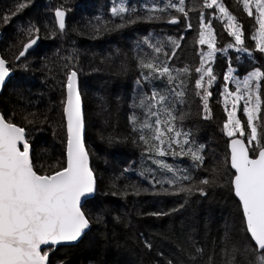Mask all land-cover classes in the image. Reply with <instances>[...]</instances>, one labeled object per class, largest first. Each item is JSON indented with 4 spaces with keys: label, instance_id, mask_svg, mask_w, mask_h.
<instances>
[{
    "label": "snow or ice",
    "instance_id": "obj_1",
    "mask_svg": "<svg viewBox=\"0 0 264 264\" xmlns=\"http://www.w3.org/2000/svg\"><path fill=\"white\" fill-rule=\"evenodd\" d=\"M237 2L242 4L243 11L249 17L254 16L255 25L258 26L252 36L255 51L264 54V0ZM197 5L198 0L191 6L186 4V0H167L162 7L155 3L151 6L144 5L146 15L142 16L127 0H119L111 8V15L121 22L113 24L112 21L101 22L97 18V23L91 26L93 38L141 20H161L163 13H167V22L170 24H180L181 18L190 21L189 12H195ZM25 7V4H19L12 15ZM205 9L212 10L211 18L206 15ZM171 10L179 15H172ZM67 11L70 9H64L63 5L55 9V24L61 33L66 29ZM10 18L5 15L2 20L8 23ZM213 19L223 24L224 30L234 38V44L217 47ZM109 24H113V27L110 28ZM187 27L191 29L193 25L189 22ZM196 31L198 36L195 43L201 46L198 66L192 63H186L183 67L176 66L181 58L178 50L183 51V37H167L166 40H157L155 43L145 37L144 43L152 50V54L137 56L140 77L136 83L139 87L142 81L149 84L160 81L165 87L153 86L150 92H143L139 96L138 103L134 100L133 106L141 110V116L134 112L129 117L132 130L137 134L133 142H142L144 150L150 154L149 158L152 155L160 158L187 156L192 161L188 167L180 168L165 159H153L152 162L161 170L163 177L153 174L148 180L153 188L159 185L160 192L165 195L183 194L184 204H187V198L195 193L206 197L208 188L223 187L226 184L242 210V222L245 224L243 231L250 236H246L243 241H236L225 230L220 239V258L217 260L215 242L211 251H207L204 247L197 246L191 234H185L183 244L178 245L179 255L175 257V264H264V123H256L261 119L260 113L264 105V63L261 67L248 71L242 80L234 75L236 70L231 63L223 73L219 95L227 116L223 131L230 138V151L222 166L208 168L202 154L204 145L196 144L190 130L184 131V121L191 116L194 98H198L202 104L203 118H211L209 99L212 96L210 89L218 79L213 67L217 54L227 56L228 49L235 48L237 53H245L251 58L253 52L243 47L242 25L221 0H203L202 5H199ZM20 32L27 39L26 42H20L18 54H13L12 61L0 57V88L5 86L6 78H10L12 74L13 69L9 64L14 65L15 61L26 58V54L41 38L40 28L32 22L20 29ZM54 36L53 31L52 38ZM203 46H206V50ZM64 59L67 96L66 101L62 100L61 104L66 118V153L62 162L58 161L47 168L43 164L37 166L25 127L13 121L16 113L13 112L6 118L0 112V264H54L50 254L56 246H73L92 230L94 222H104L103 215L86 208L90 202L89 197L94 198L98 191V180L84 142L82 98L77 86L78 71L73 63L78 62V57L70 53ZM19 67L27 66L21 64ZM120 70L121 73L126 72L127 66L122 64ZM194 76L196 78L193 84ZM229 83L235 84L234 90H230ZM238 111H242L246 122L238 117ZM21 118L28 124H36L39 120L38 114L34 112ZM46 119L45 116V121ZM108 140L109 143L113 142L111 137ZM202 171L209 175L201 177ZM117 179L119 177L113 179L109 185L110 190L103 192V195L139 196L141 191H148L135 185H124L120 191L111 190L117 188ZM165 184L168 185L167 188L164 187ZM130 187L131 193L128 190ZM160 192L153 194L159 195ZM183 206L182 204L181 207ZM148 215L166 216L169 213L153 212ZM114 219L120 222L122 217L116 216ZM125 223L127 226L126 221ZM143 243L147 250H154L155 245L150 239L145 238ZM157 254L163 255L162 252ZM59 264H64V261L61 260ZM166 264H174L173 259L168 258Z\"/></svg>",
    "mask_w": 264,
    "mask_h": 264
},
{
    "label": "trees",
    "instance_id": "obj_2",
    "mask_svg": "<svg viewBox=\"0 0 264 264\" xmlns=\"http://www.w3.org/2000/svg\"><path fill=\"white\" fill-rule=\"evenodd\" d=\"M221 1L233 15L248 19L249 24L256 29L255 19L243 11L242 4L237 0ZM166 2L167 0H127L142 16L146 15L144 5L151 6L155 3L162 7ZM21 3L26 7L12 15ZM114 3H119V0H0V52L3 58L12 61L13 54H18L20 50V42H26L27 38L20 29L27 27L29 22L40 28L41 41L38 48L26 58L15 61L14 65L9 64L13 69L12 75L0 91V112L6 118L13 112L16 113L13 121L25 127L37 166L43 164L47 168L48 165H55L65 159L66 118L61 104L62 100L66 101L67 96L64 57L70 53L78 57V62L73 63L78 71L84 99L85 142L98 180V191L94 198L89 199L86 208L103 215L104 222H94L92 230L77 244L56 246L50 259L54 264H59L61 260L64 264H166V260L172 258L175 264V257L179 255L178 245L183 244L185 234H191L197 246L204 247L207 251H211L215 242L216 259L219 260L220 239L225 230L236 241H243L249 236L243 231L242 215L233 192L226 184L223 187L215 186L207 189L206 197L197 192L188 197V203L184 204L183 194L165 195L160 192L159 185L153 188L148 182L153 174L163 178L161 170L152 162L153 159H165L180 168L188 167L192 161L187 156L160 158L152 155L149 158L150 154L144 150L142 142H133L137 134L133 132V125L129 122V117L134 112L141 116V110L133 106L134 100L138 103L139 96L143 92H150L153 86L165 87L160 81L151 84L142 81L139 87L136 83L140 77L137 56L152 54V50L144 43L145 37L152 43L166 40L167 37H183V51L178 50L181 58L176 66L183 67L186 63L198 66L199 45L194 40L186 49L185 44L188 42V33L192 32L187 23L196 26L193 30L195 39L198 36V11L203 0H198L195 12H189L190 21L181 18L182 22L172 27H183L177 33L169 30L167 13H163L161 20H141L93 38L91 26L97 23V18L101 22H121L111 15ZM194 3L196 0H186L189 6ZM62 5L64 9H70L67 11L69 19L63 33L55 24V9ZM204 11L207 13L206 9ZM171 14L179 15L174 10H171ZM5 15L11 17L8 23L2 20ZM113 24L108 26L111 28ZM213 27L218 38L223 30L219 31L215 25ZM219 44L218 42V47ZM221 58L223 54H217L216 62ZM21 64L27 67H19ZM122 64L127 66V71L123 73L120 70ZM195 78L194 76L193 84ZM221 84L222 79L218 75L216 83L210 89L211 118H203L202 104L198 98H194L191 116L183 125L184 131H191L192 139L197 145H204L202 154L208 168L222 166L229 153V139L223 126L213 119L215 114H224L222 97L219 95ZM30 112L38 114L36 124H28L21 118ZM109 137L113 138L112 143H109ZM125 169L128 171H124ZM207 175L208 172L200 173L201 177ZM116 177H119L116 180L117 188L111 190L120 191L124 185H135L148 191H141L139 196L103 195V192L110 190L109 185ZM164 187L167 188L168 185L165 184ZM128 190L131 193V187ZM154 192L160 194L154 195ZM173 209L177 211L173 212ZM153 212H167L169 215H148ZM116 216L122 217V220L117 222L114 219ZM145 238L153 242L154 250L149 251L144 247ZM158 252L163 255H158Z\"/></svg>",
    "mask_w": 264,
    "mask_h": 264
},
{
    "label": "rangeland",
    "instance_id": "obj_3",
    "mask_svg": "<svg viewBox=\"0 0 264 264\" xmlns=\"http://www.w3.org/2000/svg\"><path fill=\"white\" fill-rule=\"evenodd\" d=\"M206 11H207L206 15H208L209 18H211L212 10L206 9ZM253 12L255 14L254 8H253ZM253 18H254V16H253ZM237 22H239L242 25L243 40H244L243 47H246L250 51H252L253 57L250 58L245 53H237L235 51V48L228 49L227 56H225L223 54V58H221L218 62H215V64L213 65L214 69L216 70V73L218 75H220L221 79L223 77V73L227 71L229 63H231L232 68L236 70V72H234V75H236L237 79H241V80L243 79V76L248 71L253 70L254 67H261L262 63H264V54H260V53L255 51V41L252 39V36L255 33L256 29L254 30V28L251 26V24H249L248 19L237 18ZM212 23H213V26L214 25H215V27L217 26L219 31L221 29L223 30L220 32L219 37L217 38V47H218V42L220 43L219 44L220 48H223L228 44H234L235 43L234 38L228 35L227 31H225L224 28L222 27L223 24L220 21L213 19ZM169 27H170L169 30H171L174 33H177L179 30L183 29V27H177L175 29H172L173 26H169ZM195 28H196V26L192 27L191 34L188 33V38L186 39V41H188V42H186V44H185L186 49H188V45H191V43L195 40V33L193 32V30ZM199 47L201 50L200 45H199ZM203 47H204V50H206V46H203ZM218 54L220 55L222 53H218ZM237 56H239V60H237ZM189 57H190V55H189ZM229 88H230V90H234L235 84L229 83ZM262 91H264V82H262ZM262 99H264V96H262ZM209 105H211V103H209ZM242 105H243V101H241V107H242ZM223 113H224L223 115L215 114V116L213 118L216 120V122L218 121L217 124H220L222 126L224 123V121H222V119H227L226 113L225 112H223ZM237 115L239 118H241L242 122H246V117L243 116L242 111H238ZM260 117H261V119L256 122L258 124L264 123V105H262ZM258 131H259V129H258ZM227 138L230 139L228 136H227ZM240 212H241V209H240ZM241 215H242V212H241ZM243 227H245L244 223H243Z\"/></svg>",
    "mask_w": 264,
    "mask_h": 264
},
{
    "label": "water",
    "instance_id": "obj_4",
    "mask_svg": "<svg viewBox=\"0 0 264 264\" xmlns=\"http://www.w3.org/2000/svg\"><path fill=\"white\" fill-rule=\"evenodd\" d=\"M68 19H69V14H68V12H67V14H66V23H67V21H68ZM168 25L169 26H177L178 24H170V23H168ZM1 36H2V31H0V40H1ZM40 41H41V39L38 41V44L37 45H35L34 47H33V49H30L29 50V53H31L32 51H34V50H36L37 48H38V46H39V44H40ZM28 53V54H29ZM28 54H26V56H28ZM0 57H2V55H1V52H0ZM12 75V74H11ZM9 80V78H6V83H7V81ZM5 83V84H6ZM77 86H78V90L80 91V93H81V98H82V111H83V114H84V99H83V96H82V92H81V86H80V82H79V78H78V84H77ZM3 88H0V91L2 90ZM84 120H85V115H84ZM85 132H86V124H85ZM85 132H84V142H85ZM229 143H230V139L228 140V145H229ZM85 147H86V150L88 151V148H87V145H86V142H85ZM30 150H31V147H30ZM230 150H229V148H228V152H229ZM89 152V151H88ZM90 164H91V158H90ZM92 166V165H91ZM233 195H234V193H233ZM90 198H92V197H89V199ZM236 200H237V198H235ZM241 212H242V210H241ZM249 236H250V234H248ZM81 241V240H80ZM79 241V242H80ZM78 243V242H77ZM77 243H75V244H77ZM253 244H254V241L252 242Z\"/></svg>",
    "mask_w": 264,
    "mask_h": 264
},
{
    "label": "bare ground",
    "instance_id": "obj_5",
    "mask_svg": "<svg viewBox=\"0 0 264 264\" xmlns=\"http://www.w3.org/2000/svg\"><path fill=\"white\" fill-rule=\"evenodd\" d=\"M83 239V238H82Z\"/></svg>",
    "mask_w": 264,
    "mask_h": 264
}]
</instances>
